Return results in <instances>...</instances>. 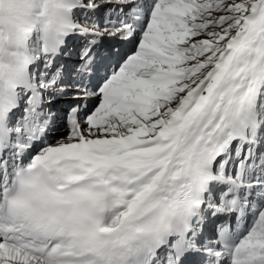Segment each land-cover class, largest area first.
<instances>
[{
	"label": "snow or ice",
	"instance_id": "1",
	"mask_svg": "<svg viewBox=\"0 0 264 264\" xmlns=\"http://www.w3.org/2000/svg\"><path fill=\"white\" fill-rule=\"evenodd\" d=\"M0 264H264V0H0Z\"/></svg>",
	"mask_w": 264,
	"mask_h": 264
},
{
	"label": "rangeland",
	"instance_id": "2",
	"mask_svg": "<svg viewBox=\"0 0 264 264\" xmlns=\"http://www.w3.org/2000/svg\"><path fill=\"white\" fill-rule=\"evenodd\" d=\"M124 50H126L125 47H124ZM62 59H63V58H62ZM58 101H59V100H58ZM58 101H56L55 103H57ZM63 101H71V100L63 99L62 101L59 102V106L62 105ZM65 110H66V107H64L63 111H65ZM16 115H17V114H16ZM18 116H19V114H18ZM57 128H58V129L56 130V134H59L60 132H62V128H60V127H57ZM59 130H60V131H59Z\"/></svg>",
	"mask_w": 264,
	"mask_h": 264
},
{
	"label": "bare ground",
	"instance_id": "3",
	"mask_svg": "<svg viewBox=\"0 0 264 264\" xmlns=\"http://www.w3.org/2000/svg\"><path fill=\"white\" fill-rule=\"evenodd\" d=\"M205 237H210V235L209 234H205Z\"/></svg>",
	"mask_w": 264,
	"mask_h": 264
}]
</instances>
